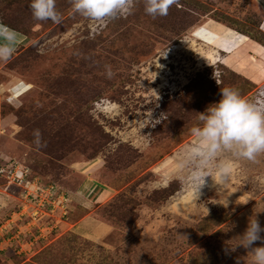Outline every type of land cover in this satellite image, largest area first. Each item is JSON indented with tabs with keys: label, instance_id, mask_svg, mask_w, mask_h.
Returning <instances> with one entry per match:
<instances>
[{
	"label": "rangeland",
	"instance_id": "1",
	"mask_svg": "<svg viewBox=\"0 0 264 264\" xmlns=\"http://www.w3.org/2000/svg\"><path fill=\"white\" fill-rule=\"evenodd\" d=\"M253 2L178 0L153 19L138 0L100 25L69 0L60 23L0 0L15 36L0 60V264H248L229 246L249 218L264 228V154H223L230 178L206 177L199 197L177 156L220 88L264 93ZM209 19L245 35L231 57L202 34Z\"/></svg>",
	"mask_w": 264,
	"mask_h": 264
},
{
	"label": "clouds",
	"instance_id": "2",
	"mask_svg": "<svg viewBox=\"0 0 264 264\" xmlns=\"http://www.w3.org/2000/svg\"><path fill=\"white\" fill-rule=\"evenodd\" d=\"M75 14L96 24L104 25L114 19L133 14L138 0H69ZM144 11L153 19L167 16L178 0H143ZM57 0H31L32 16L38 21L51 20L60 23L61 13ZM15 36L10 29L0 26V60L11 58ZM109 78L113 75L107 69ZM219 85V81L214 75ZM220 99L210 104L197 116L198 124L190 130L193 141L177 156L178 166L186 173V180L199 197L205 178L211 177L215 184H225L230 178L232 165L220 159L223 154L255 161L264 154V93L245 98L235 87L220 88ZM159 123V121H156ZM38 134V133H37ZM264 228L255 218H249L245 231L232 240L237 247L248 250V264H264ZM230 240V241H232ZM257 241L261 246H254Z\"/></svg>",
	"mask_w": 264,
	"mask_h": 264
},
{
	"label": "crops",
	"instance_id": "3",
	"mask_svg": "<svg viewBox=\"0 0 264 264\" xmlns=\"http://www.w3.org/2000/svg\"><path fill=\"white\" fill-rule=\"evenodd\" d=\"M263 1L264 0H254V2H253L254 7L256 8L257 11L260 12V14L262 16H264V5H262ZM209 20H211V19H209ZM209 20H207L205 22V24L203 25L204 28L209 32L208 33H202V34L207 36L208 40L211 42V45L214 46L217 50L223 52L226 57H231L232 56L231 51L234 48H237L238 46L242 45V44H240V41L243 39H241L239 36H245V35L237 32V31H234L233 29H230V28H228L222 24H219L213 20H211V21L214 24L207 25ZM263 21H264V19H263ZM218 26L219 27L221 26L222 28L228 29V32L226 31L227 35L221 29H217ZM262 29L264 30V22H263ZM219 31H221V32H219ZM231 31H233L234 33H231ZM221 35H224V37L221 38ZM100 194H102V192H100Z\"/></svg>",
	"mask_w": 264,
	"mask_h": 264
}]
</instances>
